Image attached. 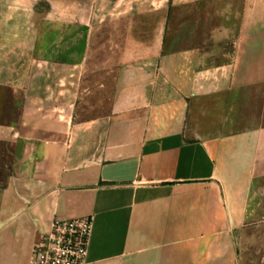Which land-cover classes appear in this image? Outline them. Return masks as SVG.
<instances>
[{
	"label": "crops",
	"instance_id": "1",
	"mask_svg": "<svg viewBox=\"0 0 264 264\" xmlns=\"http://www.w3.org/2000/svg\"><path fill=\"white\" fill-rule=\"evenodd\" d=\"M141 93L76 104L54 146H0V264H31L55 221L86 217V264H264V140L205 136L185 100Z\"/></svg>",
	"mask_w": 264,
	"mask_h": 264
},
{
	"label": "rangeland",
	"instance_id": "2",
	"mask_svg": "<svg viewBox=\"0 0 264 264\" xmlns=\"http://www.w3.org/2000/svg\"><path fill=\"white\" fill-rule=\"evenodd\" d=\"M151 85L205 136L263 142L264 0H0V146H54L76 104Z\"/></svg>",
	"mask_w": 264,
	"mask_h": 264
},
{
	"label": "built area",
	"instance_id": "3",
	"mask_svg": "<svg viewBox=\"0 0 264 264\" xmlns=\"http://www.w3.org/2000/svg\"><path fill=\"white\" fill-rule=\"evenodd\" d=\"M92 226L89 217L55 221L34 248L31 264H86Z\"/></svg>",
	"mask_w": 264,
	"mask_h": 264
}]
</instances>
